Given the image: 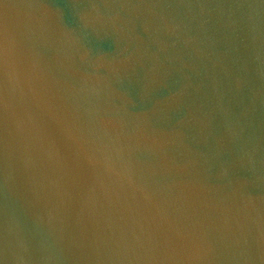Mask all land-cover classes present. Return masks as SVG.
Wrapping results in <instances>:
<instances>
[{
    "label": "water",
    "instance_id": "obj_1",
    "mask_svg": "<svg viewBox=\"0 0 264 264\" xmlns=\"http://www.w3.org/2000/svg\"><path fill=\"white\" fill-rule=\"evenodd\" d=\"M0 264H264V0H0Z\"/></svg>",
    "mask_w": 264,
    "mask_h": 264
}]
</instances>
